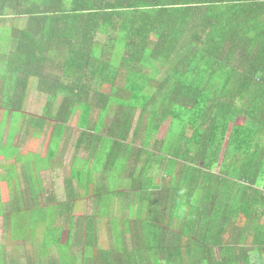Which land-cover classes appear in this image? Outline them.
<instances>
[{
  "label": "trees",
  "instance_id": "obj_1",
  "mask_svg": "<svg viewBox=\"0 0 264 264\" xmlns=\"http://www.w3.org/2000/svg\"><path fill=\"white\" fill-rule=\"evenodd\" d=\"M32 86L46 98L40 116L25 111ZM0 107V155L12 162L3 180L20 187L22 165L36 205L35 154L14 145L19 133L49 136L57 167L61 135L75 123L76 146L91 157L73 159L69 201L59 204L44 189L41 244L64 253L57 261L51 250L38 264H252L250 249L222 238L237 210L258 229L253 242L263 250L264 226L250 212L264 206V0H0ZM94 108L103 112L100 130L91 126ZM203 183L215 188L207 195L213 219L202 234L185 219L176 231L169 214ZM78 192L95 196L96 210L80 216L75 232ZM18 194L0 216L8 215L14 237L35 243L37 221L13 226L29 213ZM66 216L62 244L57 222ZM100 217H111L108 249L96 234ZM0 264H18L1 242Z\"/></svg>",
  "mask_w": 264,
  "mask_h": 264
},
{
  "label": "rangeland",
  "instance_id": "obj_2",
  "mask_svg": "<svg viewBox=\"0 0 264 264\" xmlns=\"http://www.w3.org/2000/svg\"><path fill=\"white\" fill-rule=\"evenodd\" d=\"M25 18V17H24ZM20 24H24L25 21L19 20ZM12 25V24H10ZM161 77V76H160ZM40 92L37 91L36 87L32 86L30 93H29V100L27 102V107L25 108V111L29 113L30 115L33 116H40L43 113V107L46 103V98L45 97H39ZM61 98L58 99L57 104L61 102ZM0 111L2 112L0 114V122L3 119V112L4 109L0 107ZM103 112L100 111L99 109H93L92 110V115H91V126L94 127H99L98 130H100V122H102V115ZM102 115V116H101ZM136 117L138 119L139 113L136 114ZM111 121V120H110ZM100 124V125H99ZM99 125V126H98ZM169 126L170 124H165L159 128L158 135H156L155 139L160 140L163 139L167 136L168 131H169ZM66 128L71 129L69 137V141L67 142L66 138ZM66 128L64 129L63 134L61 135V139L57 145L56 152H55V159L56 161L59 162V160L62 161V166H57V167H51V160L47 156V150H48V141H49V136L46 138L44 137H34L33 135H26L25 132L19 133L18 137L16 138V141L14 145H19L25 147V149H28V152H32L35 154V161L31 162L33 165L32 168V173L34 175L39 174L40 176V182L38 183L37 186L34 187V189L37 188V195L36 198L39 199L42 203L46 200V191H50V195H56V198L58 199V203H66V201H69L67 199V192L66 189L68 187H71L72 184L68 183V178L72 177V168H71V163L75 157H81L84 161H87L90 157L89 150L86 149L85 144H83L81 147H77L78 143V138L82 136V130L77 129L75 123H69L66 125ZM11 125L9 124L7 126V130L5 132V143H7V138L8 134L10 132ZM131 142V141H130ZM142 143L141 141H138L136 146L141 147ZM12 162L8 159H5L3 155H0V176L2 180L5 178V172L9 170V166H11ZM22 164V162H20ZM35 166V167H34ZM39 167V171L36 168ZM218 171V170H216ZM20 176L19 178L22 179L21 181V186L16 188L9 189L8 184L6 181L3 180V187H4V198L3 201H0V203H4L1 206V209L3 208L5 213H7V206L10 204H17L18 201L21 199L18 193H21L23 197V203L25 205V208H28V215L22 216L19 215V217H16L13 219V226L14 225H31L33 221H37V235L35 232L34 236H37V240L35 243H33V240L30 238L27 239H21L20 236H23L22 234L16 235L18 237H14L12 234L13 232L11 231V227L9 226L10 223L12 222L7 220L8 224L5 222L6 216H0V242L6 246V250L8 252V257H11L12 263H19V264H38L40 261H43L44 259H41L43 256L44 258L46 257V254L51 251L50 257L53 258L54 260L60 261L61 260V255L64 253L63 249L59 245L56 246H46V244H41L43 242L44 234H45V221H42L43 216L45 215L44 211L46 208H43L41 203L39 205H36L35 203V195L30 191V183H27V180L24 179L25 172L22 167L20 166ZM24 174V176H23ZM107 184V183H106ZM27 185V188H26ZM47 187V188H46ZM46 189V191H44ZM125 189L119 190V192H124ZM81 191V190H80ZM84 191L82 190V193ZM75 198H77V203H76V209L74 211V215H76V224L74 225L75 228H78V219H80V216L85 215H92L95 212L96 208V201H95V196L89 195L85 196L82 195L80 192ZM53 195V196H54ZM74 198V200H75ZM118 201L116 203V211L114 214L118 213V210L120 209L122 205V197L117 198ZM27 200V201H26ZM21 201V200H20ZM6 203V205H5ZM11 208V206H10ZM24 208V210H25ZM27 210V209H26ZM264 210V208H263ZM10 213V212H9ZM122 213H119V216H121ZM100 221L102 223H99V228L98 231H96V234L99 237V242L100 245L103 247V249H108L112 245V233L109 230V223L108 221L111 219V217H100ZM104 220V221H103ZM57 224L59 226H62V238L61 242L62 244H65L68 239L69 235V224H68V217H62L58 220ZM32 226V225H31ZM16 229V228H14ZM17 230V229H16ZM76 232V230H75ZM53 234V233H52ZM27 235V234H26ZM29 236V234H28ZM75 236V233H74ZM51 238V236H50ZM132 240V237L129 235V240ZM132 243V242H131ZM129 242V244H131ZM50 247V248H49ZM76 247V245H75ZM245 247V246H244ZM49 248V249H48ZM77 253V252H76ZM41 254V255H40ZM49 256V255H48ZM39 258V261H38ZM64 263V262H63Z\"/></svg>",
  "mask_w": 264,
  "mask_h": 264
},
{
  "label": "crops",
  "instance_id": "obj_3",
  "mask_svg": "<svg viewBox=\"0 0 264 264\" xmlns=\"http://www.w3.org/2000/svg\"><path fill=\"white\" fill-rule=\"evenodd\" d=\"M17 146H19V145H17ZM20 147L23 148V146H20ZM26 150H28V149H26ZM3 156L5 158V155H3ZM234 186H235V184L231 185V187H234ZM122 188L119 187V190H121ZM124 188H126V187H124ZM259 188L264 191V186L259 187ZM214 189L215 188L213 186L208 187L205 183H203L202 185L200 184V186H198L197 190L192 191L194 194H191V193L187 194L184 201H178V203L176 204V208L174 209L175 213H172V216H171V214H169L170 216L168 217V222H170L171 219L174 220L175 224L173 225V227L176 231L180 232V229H181V226H182L184 219L186 221L192 220L193 222L199 223L197 228H196V232L199 229V232H200L199 234H202L205 231V229H206L205 228V226H206L205 221L208 219L209 220L213 219V216H212L213 210L211 209L212 205L210 204L211 199L210 198H209L210 200L207 199V195L209 193H212L214 191ZM158 192H160V191H158ZM217 192H214V193L217 194ZM250 195H251V193H250ZM158 196H160V195L158 193H156V191H155L154 197H158ZM213 197H215V196H213ZM197 201H198V204H197ZM174 203H175V201H174ZM198 205H201V206H198ZM205 207H206V210H205ZM158 208L160 209V206H158ZM263 208H264L263 205H261L259 207L257 205H255V207L250 212L252 214V216H251L252 218L259 217L258 219H259L260 226H264V210H263ZM248 219L249 218L247 217V214L242 213L241 210H239V211L237 210V212L230 213L229 220H228L229 224L227 225V232L222 238L226 242L229 241V239H232V243H234L233 241L236 240L237 241L236 245H238L239 247L245 246L248 249H250L252 251V256H251L252 257V260H251L252 264H264V246L262 248L263 250L257 251L256 250L257 245H255L253 242L254 236L257 235V233H258V229L255 227L251 228L252 224L247 226L248 222H249ZM216 220H217V222L223 223L224 219H223V217H221V219H219L217 216ZM240 239H242V242ZM263 242H264V240H263ZM239 243H241V244H239Z\"/></svg>",
  "mask_w": 264,
  "mask_h": 264
}]
</instances>
